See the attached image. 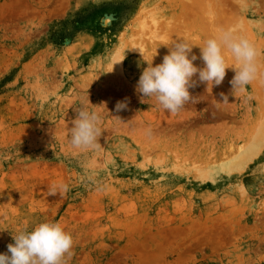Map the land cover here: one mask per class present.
Listing matches in <instances>:
<instances>
[{
    "label": "rangeland",
    "instance_id": "obj_1",
    "mask_svg": "<svg viewBox=\"0 0 264 264\" xmlns=\"http://www.w3.org/2000/svg\"><path fill=\"white\" fill-rule=\"evenodd\" d=\"M229 29L259 53L245 92L228 68L176 114L141 103L143 60ZM80 107L98 148L70 144ZM44 221L72 235L66 264H264V0H0V254Z\"/></svg>",
    "mask_w": 264,
    "mask_h": 264
},
{
    "label": "clouds",
    "instance_id": "obj_2",
    "mask_svg": "<svg viewBox=\"0 0 264 264\" xmlns=\"http://www.w3.org/2000/svg\"><path fill=\"white\" fill-rule=\"evenodd\" d=\"M193 46L184 39L176 40L168 46L162 63L153 66V59L143 60L147 67L142 69L135 89L141 103L152 98L158 107L176 114L188 103L198 102L197 97L191 95L190 88L196 87L198 82L211 88L221 85L228 68L235 72L230 81L233 94L245 92L258 77L257 48L246 37L235 35L234 30H222L206 39L203 45H198L199 57L193 53ZM225 50L231 53L234 65H228ZM140 53L143 58V52ZM198 59L203 61V67L194 63ZM220 96L222 103H229L228 95L221 93ZM127 106L126 98L116 103L115 110L119 112ZM75 112L70 133L71 146L85 150L98 148L102 135L100 114L86 107H80ZM68 190V186L61 183L53 185L48 195H66ZM12 238L14 243L7 245V253L0 254V264H66L65 257L71 255L74 244L72 235L54 221L41 222L31 230L25 227L12 234Z\"/></svg>",
    "mask_w": 264,
    "mask_h": 264
},
{
    "label": "bare ground",
    "instance_id": "obj_3",
    "mask_svg": "<svg viewBox=\"0 0 264 264\" xmlns=\"http://www.w3.org/2000/svg\"><path fill=\"white\" fill-rule=\"evenodd\" d=\"M118 64V63H117ZM119 65V64H118ZM120 67V66H119ZM117 67V68H119ZM245 156V153L244 154H241V150L239 151V155L237 156L235 162L238 163V162H243L245 160V158L243 159V157ZM235 163V164H236ZM231 168V167H230ZM232 169V168H231Z\"/></svg>",
    "mask_w": 264,
    "mask_h": 264
}]
</instances>
